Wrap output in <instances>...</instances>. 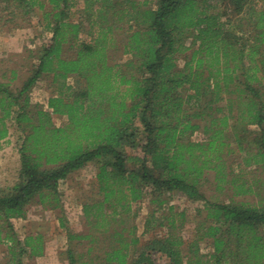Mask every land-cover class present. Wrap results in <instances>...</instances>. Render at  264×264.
<instances>
[{
  "label": "trees",
  "instance_id": "16d2710c",
  "mask_svg": "<svg viewBox=\"0 0 264 264\" xmlns=\"http://www.w3.org/2000/svg\"><path fill=\"white\" fill-rule=\"evenodd\" d=\"M78 1L0 0V32L46 3L51 34L20 89L0 82V140L9 126L20 133L17 181L0 191L7 264H21L25 248L29 257L43 253L40 236L20 241L10 220L23 219L34 201L52 199L57 208L59 183L87 165L96 169L101 199L82 205L89 232L66 233L68 264H158V255L164 264H264V203H211L200 193L207 172L218 184L232 185L235 196L258 190L234 184L222 163L229 147L224 133L243 151L240 124L246 121L259 130V150L242 163L264 170V0H81L83 8ZM243 28H250L247 38ZM119 49L128 59L118 63L121 58L110 54ZM186 51L178 71L176 59ZM44 77L65 88L47 99L46 111L28 98ZM69 77L73 87L65 84ZM202 114L210 119L202 128L205 139L192 143L187 134L201 128L192 120ZM52 116L65 122L55 127ZM173 192L203 201L206 214L191 240L175 234L170 215L165 233L141 244L137 227L129 225L138 205L147 201L160 213L164 195ZM155 212L143 236H150L154 222L163 228ZM204 240L211 246L207 256L199 253Z\"/></svg>",
  "mask_w": 264,
  "mask_h": 264
},
{
  "label": "rangeland",
  "instance_id": "374dc122",
  "mask_svg": "<svg viewBox=\"0 0 264 264\" xmlns=\"http://www.w3.org/2000/svg\"><path fill=\"white\" fill-rule=\"evenodd\" d=\"M79 6L83 8L82 1H78ZM220 9L223 10V6ZM50 6L45 3L44 9L40 10L34 7L24 20L21 16L9 23L0 32V82H10V88L17 91L22 84L31 75L34 65L36 64V53L40 46L46 43L51 34L46 29L44 21L45 13L49 12ZM225 14L231 16V9L226 8ZM225 16V17H226ZM76 19V17L74 18ZM226 19V18H225ZM246 25V22H245ZM248 29L243 28L246 38L249 36ZM128 33V32H127ZM117 41H123V32L117 34ZM85 40L86 36H81ZM245 38V39H246ZM247 40V39H246ZM186 46H190L191 38L185 40ZM190 52L186 51L176 59L178 71H181L186 59L185 56ZM113 60L124 62L128 59L127 56H121V52H113L110 54ZM13 73V74H11ZM10 78H13L10 80ZM66 85L74 86L73 77H69L65 81ZM60 82L52 81L51 77L41 78L28 93L31 105H37L43 110H48L46 103L51 96H56L61 88ZM224 105V104H222ZM202 109H197L199 113ZM218 116V115H216ZM210 119L204 114L197 120H192L193 123L200 125V129L192 134H187V139L192 143H202L205 136L202 133L203 126L209 125ZM52 122L55 127L61 126L65 122L64 117L52 116ZM245 133V141L242 143L243 151H239L238 147L231 139L232 135L228 130L224 133L225 140L229 143L226 156L223 158L225 172L232 174L231 177H236L234 184H245L246 187L251 186L257 189L256 194L235 196L232 185L218 184L214 172L204 173L200 180V193L206 201L219 204L231 203H247L252 206L261 205L264 203V170L258 168L250 162L249 166L242 163V159L253 155L259 150L258 144L255 142L256 137H259V130L255 126L248 125L246 121L240 124ZM240 126V127H241ZM264 130V126H263ZM20 133L15 130V127L9 126V134L6 138L0 140V191L6 192L17 181L19 171V155L17 149L20 144ZM248 146V147H247ZM227 149V148H226ZM245 149V150H244ZM249 154H246V152ZM140 150H127L129 156L137 155ZM96 169L87 165L83 169L69 175V177L59 183L58 192V207L53 208L51 200L40 205L36 201L27 205L25 217L23 219H12L10 222L14 227V231L20 241H23L27 236H40L43 253L40 257H29L28 250L25 248V254L20 258L21 264H68L66 257L67 240L66 233L71 231L76 234H85L89 232L90 226L87 225L82 211V205L101 199L100 194H97L95 187ZM166 203L162 206V213L155 212L154 207L148 204L147 201L138 205L137 216L129 222V225L137 227L138 236L141 244H146L151 238H160L165 233L167 225L171 220L170 215H173L175 220V234L185 242L191 240L196 225L205 216L202 200L191 201L186 197L175 192L165 194L163 197ZM169 207H172L169 212ZM133 212V210L131 211ZM156 213V217H161L163 228H157V223L154 222V230L150 236L142 235V230L145 225L147 216L151 213ZM170 213V214H169ZM179 215L183 217L180 218ZM170 217V218H169ZM61 221L63 226H61ZM76 244V243H75ZM22 247V246H21ZM80 251L82 246H76ZM210 241L204 240L199 244L200 255L207 256L211 253ZM8 256L5 246L0 245V264H7ZM165 256L158 255L157 263L164 264Z\"/></svg>",
  "mask_w": 264,
  "mask_h": 264
}]
</instances>
